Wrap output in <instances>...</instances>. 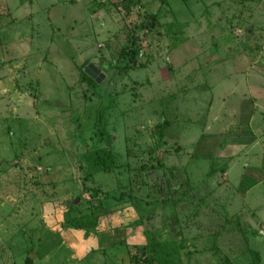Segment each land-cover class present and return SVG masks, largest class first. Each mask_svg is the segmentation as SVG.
I'll use <instances>...</instances> for the list:
<instances>
[{"label": "rangeland", "instance_id": "rangeland-1", "mask_svg": "<svg viewBox=\"0 0 264 264\" xmlns=\"http://www.w3.org/2000/svg\"><path fill=\"white\" fill-rule=\"evenodd\" d=\"M263 231L264 0H0V264H264Z\"/></svg>", "mask_w": 264, "mask_h": 264}, {"label": "trees", "instance_id": "trees-1", "mask_svg": "<svg viewBox=\"0 0 264 264\" xmlns=\"http://www.w3.org/2000/svg\"><path fill=\"white\" fill-rule=\"evenodd\" d=\"M155 13V12H153ZM135 55H138L137 53L134 54V58L136 57ZM133 56H127L122 63L126 64L129 63V60H133L134 59ZM86 78L93 83H96V79L90 77L87 73L85 74ZM73 201H70L68 206L72 207V203ZM70 211H68V216L66 215L65 220L67 222V224L69 226H72L74 228H79V229H84L86 232L89 229H92L96 226V218H92V221L89 222V217H91L93 214L91 211H86V212H82L80 213V215H78L75 218H69L70 215ZM94 216V215H93ZM172 248H170V244L168 242H155L152 244V257L156 262H158L159 264H175L174 261V254L171 250Z\"/></svg>", "mask_w": 264, "mask_h": 264}, {"label": "water", "instance_id": "water-1", "mask_svg": "<svg viewBox=\"0 0 264 264\" xmlns=\"http://www.w3.org/2000/svg\"><path fill=\"white\" fill-rule=\"evenodd\" d=\"M85 71L90 77L95 78L97 81L102 76V74L99 73V70L91 64L88 65V68H86Z\"/></svg>", "mask_w": 264, "mask_h": 264}, {"label": "built area", "instance_id": "built-area-1", "mask_svg": "<svg viewBox=\"0 0 264 264\" xmlns=\"http://www.w3.org/2000/svg\"><path fill=\"white\" fill-rule=\"evenodd\" d=\"M262 233L264 234V231Z\"/></svg>", "mask_w": 264, "mask_h": 264}]
</instances>
